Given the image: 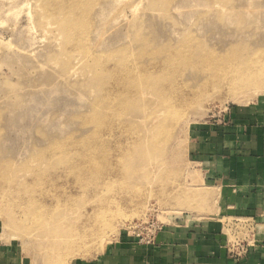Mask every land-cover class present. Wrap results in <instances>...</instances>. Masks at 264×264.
Instances as JSON below:
<instances>
[{"label": "rangeland", "instance_id": "rangeland-1", "mask_svg": "<svg viewBox=\"0 0 264 264\" xmlns=\"http://www.w3.org/2000/svg\"><path fill=\"white\" fill-rule=\"evenodd\" d=\"M105 1L102 12L93 14L82 28V34H88L93 43L99 38L98 50L104 54L99 58L118 64L115 70L97 75L90 71V59L75 63L84 52L75 45L67 46L68 50L60 26L41 13L36 0H0V246L14 254L17 264H49L69 257L74 252L63 249L65 252L59 253L63 250L58 247V240H68L69 235L76 240L79 237L78 241L85 238V248L78 249L81 256L73 255L67 264H90L119 233L135 224L151 220L166 224L179 217L212 212V185L187 156L191 126L218 118L229 106L249 104L264 95L259 92L252 100L250 92L241 99H231L221 90L224 80L233 75L234 59L240 56L253 54L257 69L264 70V0ZM99 8L100 3L96 11ZM92 46L95 51L97 46ZM220 58L223 63L216 66ZM73 66L78 67L75 74ZM113 77H121L125 89L115 100L104 92L97 93L109 87ZM165 88L188 104L168 119L161 116L158 120L157 137L171 135L159 162L149 168L142 165V155L148 149L145 145L125 169L123 179L117 178L121 182L114 181L118 186L114 182L108 186L114 190L115 185V191L98 188L105 174L77 183L71 174L88 163L91 127L112 122L99 137L111 145V132L125 120L135 119L133 129L146 128L148 116L160 107L157 93ZM94 103L99 114L93 111ZM180 126L187 129L178 145ZM160 145L153 153L160 152ZM65 158L70 160L61 166ZM46 177L54 178L53 184L52 178ZM62 186L70 190L65 192ZM95 186L98 192L103 190L97 193L99 198ZM100 193L107 195V200ZM90 196L98 199L93 201ZM28 197L30 202L32 197L37 201L31 202L33 209ZM34 203L57 207L47 213ZM73 227L80 228L79 233L70 229ZM231 228L227 229L230 234ZM234 230L232 242L241 229Z\"/></svg>", "mask_w": 264, "mask_h": 264}, {"label": "crops", "instance_id": "crops-1", "mask_svg": "<svg viewBox=\"0 0 264 264\" xmlns=\"http://www.w3.org/2000/svg\"><path fill=\"white\" fill-rule=\"evenodd\" d=\"M217 117L193 124L186 146L214 190L212 212L164 224L151 244L123 231L90 264H264V95ZM244 241L236 257L235 242ZM0 264H17L1 246Z\"/></svg>", "mask_w": 264, "mask_h": 264}, {"label": "bare ground", "instance_id": "bare-ground-1", "mask_svg": "<svg viewBox=\"0 0 264 264\" xmlns=\"http://www.w3.org/2000/svg\"><path fill=\"white\" fill-rule=\"evenodd\" d=\"M25 1V0H24ZM99 0H36V3L38 5H36V7L40 8L41 9V13L43 15H46L47 17L49 18H53V23H55L57 26L59 25L60 28H61V32L63 34V37L65 39L64 41V45L67 47V46H73L75 45L76 47H78V50H80V52H84V57L83 58H80L79 60H76V64L77 65H80L79 63H83V61H85L84 58L86 59H90L91 63H90V66L87 65V67L89 66L90 67V71L91 73H95V74H101L103 71H110V70H115V66H118V64H115V62H106L105 60H101L99 57L102 56L103 52H99L101 50H98L100 49V46L101 44L97 45V43H99V38L98 40H96L95 38V41L94 43L92 42V40L90 38H88V34L87 35H83L82 33L84 31H82L83 29V26L86 25V23L90 22V19L92 18L93 14H97L100 12H102L103 10V6L105 5L104 3L106 2L105 0L99 2L100 3V8L98 11H96V7L98 6L99 3H97ZM118 1V0H117ZM122 2V1H121ZM35 3V4H36ZM103 3V4H102ZM126 3V2H125ZM23 5V4H22ZM113 6V5H111ZM117 7V6H116ZM132 7V5H131ZM249 7V6H248ZM134 8V6L132 7ZM131 8V9H132ZM109 9V8H108ZM128 10V9H127ZM130 10V9H129ZM100 14V13H99ZM98 15V14H97ZM111 15V14H110ZM111 17V16H110ZM49 23V22H48ZM89 25V24H87ZM102 26V25H101ZM97 27V26H96ZM85 28V27H84ZM105 28V27H104ZM89 29V28H88ZM91 29V28H90ZM87 30V29H86ZM85 30V32H86ZM82 31V32H81ZM90 31V30H89ZM96 32V31H95ZM104 32V31H103ZM201 32V31H200ZM87 33V32H86ZM89 33V32H88ZM100 32H98L97 34H99ZM103 34V33H102ZM90 37V36H89ZM102 37V36H101ZM224 43V42H223ZM92 44L96 47V50L95 51H92V49H95V48H92ZM92 46V47H91ZM68 48V47H67ZM74 48V47H73ZM75 49V48H74ZM69 50V48H68ZM73 53V52H72ZM76 53V52H74ZM71 55V54H70ZM104 55V54H103ZM235 62L233 63V75L228 79V80H224V86L223 88L221 89L222 91L223 90H226V94L228 95L229 93V97L231 99H241L243 98L244 96L248 95L250 92H252L253 97H252V100L254 98H256L258 95H259V92H264V70L260 69L258 70L257 67L255 66L254 62H255V57L253 54H250V55H244V56H240L238 59H234ZM112 63V64H111ZM223 63V60L222 58H220V60H218V63L216 64L217 65H221ZM124 65V64H123ZM231 66V65H230ZM161 67V66H160ZM166 67V66H164ZM72 68V72H75L78 70V67L77 66H73L71 67ZM70 68V69H71ZM80 68V67H79ZM118 68V67H117ZM130 68V67H128ZM163 68V67H162ZM164 69V68H163ZM230 69V68H229ZM124 70V68H123ZM136 70V69H135ZM81 71V69H80ZM111 72V71H110ZM148 72V71H147ZM121 73V72H120ZM118 77V76H117ZM122 77V76H121ZM121 77L117 78V80H111L108 84H110L109 87L107 86H104L103 89L100 88L98 89L97 93H105V96L111 100H115L116 98H118L119 96L122 95V92L123 90L125 91L124 89V81L123 79H120ZM159 77V76H158ZM170 86V85H169ZM168 88V87H167ZM167 88H165V90H159L160 92L157 93V96L160 98V107L159 109H157V111H154V112H151L150 115L148 116L147 118V121H146V128L144 129H141V130H136V129H133L134 127V124H133V121L135 119H132L131 121H124L123 123H121L119 125V127L116 128V130H111V139L113 138L114 139V144L111 145V141L108 142L107 144L106 143H103L101 141V139H99V137L101 138L102 134H103V130H105L106 127H108L107 131L109 130V126L112 122H102L101 124H95L93 127H91V131L89 133V137H91V142L89 143L90 144V152L89 155H88V159L86 160L87 162V165H81L77 168V170L72 173L71 175L74 176L76 179V182L79 183L81 182L82 183V179H96L97 180V177L99 176L100 177V174L104 175L103 176V179H99L98 181L100 183H102V186H99L98 188H102L103 190L109 188L111 186V182H114L117 178H122V176H124V172H125V169L130 166L131 162L133 161L132 159H134V156L139 154L141 155L142 153V149L143 146L146 145L147 148L146 151H144V156L145 158V161L143 162V166L149 168L150 166H155L156 165V162L158 161L159 162V158L163 157L165 155V153H163V150L165 148H167L168 146V142L170 140V133L168 134V136L166 138H162L160 139L159 136L157 137V134H155V130H156V127L158 126V120L159 118H167L170 116V114L175 111L177 108H183L184 105L187 106V102H184L183 100H179L180 99V96L178 97L179 99L176 98V96H172L169 94V91L167 90ZM167 90V91H166ZM254 92V93H253ZM228 98V97H227ZM108 99V100H109ZM226 99V98H225ZM98 106L94 103L93 104V111L95 112L96 110H98ZM156 110V109H155ZM106 111V110H105ZM181 112H183L182 110H180L178 113L180 115H182L183 117V114H181ZM88 113V112H87ZM96 113V112H95ZM96 114H99V113H96ZM95 114V115H96ZM177 114V113H176ZM88 115V114H87ZM90 115V114H89ZM180 117V116H179ZM96 118V117H95ZM93 119V118H91ZM90 120V119H89ZM115 120V118H114ZM173 120V119H172ZM104 121V120H103ZM175 122V119L173 120V122H171V124L173 125V123ZM115 123V121H114ZM111 127V126H110ZM187 129V127H186ZM185 129V130H186ZM185 130L183 129V127L180 126L179 128V132H178V135H179V143L178 145L182 142V140L184 139V135L186 136L185 134ZM163 134V133H162ZM109 136V137H110ZM106 137L105 135L103 136V138ZM107 137V139L109 138ZM102 138V139H103ZM159 138V139H158ZM99 139V140H98ZM111 139H108V140H111ZM106 140V141H108ZM99 141L102 142V144L100 145ZM105 142V141H104ZM160 143H163V145L161 146ZM106 144V145H105ZM150 144V146L148 145ZM158 144L161 146V149H160V152L159 153H153V149L155 147L158 146ZM152 145V146H151ZM164 148V149H163ZM157 149V148H156ZM163 149V150H162ZM68 150V149H67ZM64 151V150H63ZM52 152V151H51ZM54 153V152H53ZM59 154V153H58ZM87 155V154H86ZM41 157V156H40ZM83 158V157H82ZM66 160H70V158H65L63 160H61V166L62 165H65V162ZM76 160V159H75ZM50 163V162H49ZM71 164V163H70ZM74 164V163H73ZM83 164V163H81ZM54 165V164H53ZM111 166V167H110ZM59 167V166H58ZM57 168V167H56ZM74 169V168H73ZM72 171V170H71ZM99 174V175H98ZM107 174V175H106ZM70 175V176H71ZM98 175V176H97ZM71 176V178H73ZM107 176V177H105ZM129 176H131V174H129ZM127 176V177H129ZM98 177V178H99ZM102 177V176H101ZM105 177V178H104ZM126 177V178H127ZM49 178L51 179L52 177H46V179ZM130 178H135V179H139L140 180V177H136L135 175L131 176ZM54 178H52L50 181L51 183L53 184V180ZM68 179V176L67 178ZM65 179V180H66ZM125 179V177H124ZM129 179V178H128ZM48 180V179H47ZM58 180V179H57ZM103 180V181H102ZM120 181V179H117ZM27 181V180H26ZM92 181V180H91ZM118 181V183H120ZM58 182V181H56ZM55 182V183H56ZM68 182V181H67ZM28 183V182H26ZM55 183L53 186H55ZM76 183V184H77ZM96 183V182H95ZM99 183V184H100ZM117 183V182H114V184ZM51 184V185H52ZM67 184V183H66ZM64 184V186L66 185ZM69 184V182H68ZM75 184V185H76ZM98 185V183H96ZM129 184V183H128ZM127 184V185H128ZM50 185V183H49ZM50 185V186H51ZM58 185V184H57ZM101 185V184H100ZM116 185V184H115ZM115 185L114 186V190L112 188L110 189H107V190H110L112 189V191H115ZM121 184H119L120 186ZM45 186V185H44ZM43 186V187H44ZM73 186V184H72ZM94 186V184H93ZM109 186V187H108ZM118 186V184L116 185ZM129 186V185H128ZM46 187V186H45ZM60 187V185H59ZM112 187V186H111ZM63 188V189H62ZM62 188H59V189H62L64 190V187L62 186ZM94 188V191H95V188H96V191L98 190V188L95 186L93 187ZM50 189V187H49ZM48 189V190H49ZM55 189H57L55 187ZM54 188L52 190H55ZM58 189V190H59ZM39 190V189H38ZM47 190V188L45 189ZM66 190H70L69 188L68 189H65L64 191L66 192ZM92 190V189H91ZM103 190H99V192L103 191ZM105 190L103 192H105ZM39 191H42L39 190ZM51 191V190H50ZM57 191V190H56ZM111 191V192H112ZM53 192V191H51ZM99 192L97 191L96 192V195L98 196ZM36 193V192H35ZM35 193H33L32 195H34ZM40 193V192H39ZM51 194L50 192H45V194ZM62 193V192H61ZM60 193V194H61ZM69 193V196H70V192ZM89 193V192H88ZM93 193V192H92ZM98 193V194H97ZM101 194V193H100ZM104 194V193H103ZM103 194H101L103 196ZM107 194H108V191H107ZM111 194V193H109ZM9 196V194H7ZM52 195H54L53 197H55V193H52ZM58 195V194H57ZM63 196V194H61ZM67 195V194H66ZM86 195V194H85ZM94 195V194H93ZM105 195V194H104ZM29 197L31 196L30 194L28 195ZM38 196H40V194H38ZM42 196V195H41ZM47 196V195H46ZM51 196V195H50ZM68 196V195H67ZM74 196V195H72ZM77 196V195H76ZM88 196V194H87ZM119 196V195H118ZM6 197V196H5ZM4 197V198H5ZM12 197V196H11ZM29 197L27 198V200L29 199ZM35 197V196H33ZM31 199V202H37L35 199ZM48 197V196H47ZM58 197H60L58 195ZM75 197V196H74ZM79 197V196H78ZM107 197V195H105L104 197V200L105 198ZM37 198V197H36ZM52 198V197H51ZM62 198V197H60ZM67 198V197H65ZM91 198V196L89 197ZM93 198V197H92ZM91 198V199H92ZM99 198V196H98ZM97 197L96 198H93L95 200L93 201H96V199H98ZM100 198H102L100 196ZM109 198V196H108ZM204 198H205V195H204ZM38 199V198H37ZM56 199L57 200V196L56 198H53V200ZM39 200V199H38ZM42 200V199H41ZM40 200V202H41ZM53 201L54 203L56 202H62V201ZM60 200V199H59ZM102 200V201H104ZM107 200V198H106ZM5 201V200H4ZM92 201V202H93ZM98 201V200H97ZM209 201V200H208ZM27 202H30V200H28ZM30 202V203H31ZM39 202V203H40ZM74 202V201H73ZM100 202V201H99ZM60 205H63V204H60ZM96 203V202H95ZM4 204V203H3ZM32 206L31 208L33 209V203H31ZM34 204H37V203H34ZM58 204V203H57ZM55 205V204H54ZM54 205H52L51 203L50 204H37L36 207L39 209L41 208L44 212H52L54 210H52L51 208H56L54 207ZM61 207V206H60ZM76 207V206H75ZM59 208V207H58ZM189 208V207H187ZM30 209V211L32 210ZM40 209V210H41ZM59 210V209H58ZM57 210V211H58ZM115 210V209H114ZM39 211V210H38ZM56 211V212H57ZM181 211V210H180ZM33 212V211H32ZM38 214V212H36ZM39 214H40V211H39ZM42 214V212H41ZM44 214V213H43ZM45 216L48 217V215L45 214ZM44 217V215H43ZM42 218V216H41ZM69 218V217H68ZM67 218V220H68ZM72 219V217H71ZM70 220V219H69ZM68 220V221H69ZM75 220V219H74ZM70 223H71V220H70ZM102 225V224H101ZM72 226H74L72 224ZM100 226V225H99ZM78 227V226H77ZM75 227L73 228H70V229H74ZM99 228V231L101 230L100 227ZM79 230L80 228L76 229V232L79 233ZM98 231V232H99ZM73 232V231H72ZM71 232V233H72ZM78 233H76L75 235H77ZM96 233V232H95ZM100 233V232H99ZM98 233V235L100 236V234ZM114 233V232H113ZM92 234V233H91ZM97 234V233H96ZM95 234V235H96ZM81 235H84V234H80L79 236ZM70 236V235H69ZM67 236L69 239L68 240H64V241H61V240H58L60 241L58 245L60 251L65 249L66 252L70 253L71 252H74L72 253L69 257H65L63 259H60L59 262H54V263H49V264H67V262H69V258L72 259L74 258L73 255H80V253L77 251L78 249L79 250H82V248H85L84 247V239L83 240H79L78 241V238L77 240L71 236L69 237ZM78 236V235H77ZM91 236V235H90ZM103 236H106V235H103ZM92 237V236H91ZM94 237V236H93ZM95 237H98V236H95ZM62 238V237H61ZM60 238V239H61ZM101 238V237H100ZM99 238V239H100ZM87 239V238H86ZM89 240H91L89 237H88ZM95 239V238H94ZM102 239V238H101ZM104 239H108V238H105L103 237V240ZM111 239V238H110ZM93 240V238H92ZM96 240V239H95ZM98 240V239H97ZM101 240V241H103ZM105 240V241H106ZM57 241V242H58ZM88 241V240H87ZM94 241V240H93ZM84 242V243H82ZM102 243V242H101ZM100 245V244H99ZM61 247V248H60ZM91 247V245H90ZM57 248V247H56ZM75 248V249H74ZM87 248V247H86ZM90 249V248H89ZM65 250L59 252V253H62V252H65ZM93 250V249H92ZM91 250V251H92ZM98 250V249H97ZM59 251V250H58ZM77 251V252H75ZM86 251V250H84ZM88 251V250H87ZM67 253V254H68ZM84 253V252H83ZM87 253V252H85ZM84 253V254H85ZM65 254V253H64ZM81 256V255H80ZM59 257V256H58ZM51 261V260H50Z\"/></svg>", "mask_w": 264, "mask_h": 264}, {"label": "built area", "instance_id": "built-area-1", "mask_svg": "<svg viewBox=\"0 0 264 264\" xmlns=\"http://www.w3.org/2000/svg\"><path fill=\"white\" fill-rule=\"evenodd\" d=\"M164 224H159L156 221H149L145 224L139 223L135 224L133 227L126 230V234L136 239L139 244H151L154 242L155 236L159 230H161ZM249 244L244 241L242 242H235L234 247L237 248L233 254L236 257L241 256L247 251Z\"/></svg>", "mask_w": 264, "mask_h": 264}]
</instances>
